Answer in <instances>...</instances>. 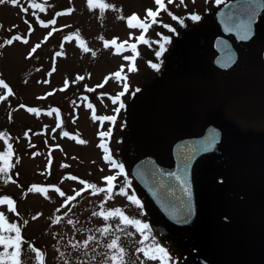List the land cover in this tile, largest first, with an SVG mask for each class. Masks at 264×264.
Segmentation results:
<instances>
[{
  "label": "rangeland",
  "instance_id": "1",
  "mask_svg": "<svg viewBox=\"0 0 264 264\" xmlns=\"http://www.w3.org/2000/svg\"><path fill=\"white\" fill-rule=\"evenodd\" d=\"M213 1L217 2L185 0L184 3L188 4L189 8L197 6L202 9L204 3L205 7H212ZM33 3L40 4L45 11L33 9ZM96 3H105L112 7L103 11L99 7L89 9L87 0H18L19 7L13 5L10 0L0 4V43L14 35L22 37L21 41H14L12 45L5 44L0 48V80L9 86L13 93L9 96L7 90L0 87V96L5 97L0 100V133H4V137L0 138V154L11 153L6 158L7 163L0 161V167H8L7 175L0 173V196H8L16 202V213L7 212L6 206L3 205H0V212H5L9 223H16L21 228L22 264H36L35 255L29 246L35 247L43 254L45 264H106L103 255L104 251H108L106 244L115 235H120V232L114 230L116 220L105 222L102 217L92 215L93 212L101 211L100 204L104 193L93 195L91 190L84 191L75 201H71L67 208H62L65 198L60 197L54 190L59 187L66 196L74 195L75 191L83 188L79 183L81 179L98 187H106L102 179L103 174L106 176L115 173V170L110 162L104 159L105 153L99 145L104 143L109 153L111 148L115 149L118 128L113 121H94L93 111L98 117L119 118L120 112L117 109L120 98L129 100L132 89L137 87L147 74L145 61L140 55L144 45L140 44L135 54L129 47L136 37L144 33L139 28H128L127 18L136 14L140 19H145L147 9L157 8L154 0H96ZM168 5L180 13L184 10L181 2ZM25 8L28 9L27 12L22 10ZM69 9L72 10L70 14L56 15ZM164 12L166 11L162 13ZM52 20H55V24L50 23ZM168 20L174 23L172 18ZM43 24L48 27H43ZM163 31H166V28H163ZM49 32L52 33L50 36ZM145 34L150 39H156L157 36L160 39L162 36L156 29H149ZM188 36L185 35L183 41L175 40L176 44L180 43V49ZM114 38L117 39V44L128 41L119 54H114V47L104 48V41L110 42ZM23 39H27L28 44H24ZM81 40L84 46L90 49L89 52L82 50ZM38 43L41 47L28 58L31 48ZM57 52L61 55L56 56ZM92 52L96 55L93 56ZM133 55L134 62L123 59L124 56ZM121 65H124L122 76L126 79L118 81L109 78L105 83V78L120 70ZM129 65H134L136 71L128 72ZM200 69L201 66L194 63L193 69L189 71L187 65V75L182 79L177 75V81L183 84L195 81L196 84L189 87L197 88V83L200 82L198 75L202 71ZM79 76L84 79L78 80ZM125 83L128 89L114 104L113 98L124 91ZM100 84H103V87H97ZM89 103L93 105V109L87 107ZM28 108L37 109L39 114L28 112ZM52 109H57L58 114L53 112L48 115ZM57 124L60 126L57 127ZM64 132L69 135L64 136ZM100 132H108L109 135L101 138ZM81 139L86 143L77 142ZM68 176H76L78 179L68 180ZM8 177H11V180H8ZM32 185L48 188L47 198L29 192L28 189ZM113 192V198L104 205L105 211L122 205L116 194L117 189L114 188ZM68 208H71L70 212ZM57 209L60 211L57 212ZM156 209L161 217L173 213L169 204L161 201H158ZM65 211L68 212L67 216L60 215ZM58 214L62 220L60 223H53ZM68 219L73 220L72 225L67 223ZM24 221H27V224H24ZM174 223L177 221L167 223L165 230L157 227V231L182 239L188 231L184 229L183 222ZM104 224L112 226V231L105 236L97 231L103 228ZM175 227L179 230L174 231ZM131 235L129 237L132 243L126 238V264H165L166 257L162 262L146 260L142 253L137 252L138 248L152 249L153 244L158 241L151 242L144 236ZM89 236L96 239L90 241L87 248H83V242ZM174 243L178 244L179 249H185L182 241L167 237L157 246L167 252V249H174ZM72 245L78 247L74 248ZM135 246L137 248L134 250ZM0 251L3 249L0 248ZM195 258L197 262V256Z\"/></svg>",
  "mask_w": 264,
  "mask_h": 264
},
{
  "label": "flooded vegetation",
  "instance_id": "2",
  "mask_svg": "<svg viewBox=\"0 0 264 264\" xmlns=\"http://www.w3.org/2000/svg\"><path fill=\"white\" fill-rule=\"evenodd\" d=\"M261 7L253 37L239 41L232 35L226 36L232 46L223 43L218 64L214 62L219 51L214 48L213 39L222 33L215 25L211 43L198 46L199 54L202 50L199 61L202 71L197 88L184 94L182 91L167 94L163 99L168 118L172 120L188 93L213 98L225 95L222 106L226 112L201 122L193 131L191 163L185 176L165 186L158 184L147 167L137 123V149L123 151L127 156L125 163L120 160L115 173L106 175H115L117 179L113 183L118 185L114 188L119 192L123 186L142 205H132L126 197L118 195L122 204L118 208L149 226L144 235L132 227L126 232L147 237L151 242L163 241L166 237L183 242V250L176 243L172 245L174 249H167L165 264H264V0ZM195 84L189 81L186 87ZM121 153L122 148L114 149L118 159ZM137 158L143 160L144 168H131ZM124 165L129 168L123 167L121 172L120 166ZM104 197L105 194L101 203ZM158 201L168 203L172 215L161 217L156 209ZM160 218L162 227L175 221L183 222L188 233L182 239L168 233L158 235ZM178 230L175 227L174 231ZM120 236L126 249L127 239L130 243L133 241L130 235L120 233Z\"/></svg>",
  "mask_w": 264,
  "mask_h": 264
},
{
  "label": "snow or ice",
  "instance_id": "3",
  "mask_svg": "<svg viewBox=\"0 0 264 264\" xmlns=\"http://www.w3.org/2000/svg\"><path fill=\"white\" fill-rule=\"evenodd\" d=\"M6 2V0H0V4H4ZM10 2L19 7L18 4V0H10ZM181 3H183V0H180ZM217 2L219 3L220 0H217ZM155 5L157 6L156 10H152V9H147L146 10V16L145 19L141 20L136 14H132L131 16H129L127 18V26L130 29H141L142 33H146L148 31V29L150 27H152V25L157 23V17L160 15V13L162 11H167L166 9V5H165V0H154ZM167 3H174V0H167ZM31 7L33 9H39L40 12H44L45 8L43 6H41L38 3H33L31 5ZM87 7L89 9H93L96 7H99L102 11L104 9L110 8L112 7L109 4H105V3H96V0H87ZM23 11L27 12L28 9H22ZM71 9H69L67 12H60V13H56V15L61 16V15H67L71 13ZM33 15H35V12H33ZM169 15H171V13H169ZM193 20H199L200 17L197 15H193L191 17ZM120 19H124V17H120ZM172 19H176L175 16H172ZM150 21V22H149ZM50 23L55 24V20L50 21ZM43 27H48L47 24H43ZM164 27H168L167 25H164ZM29 30H31V26L29 25ZM171 30V29H170ZM52 33L49 32L48 35L50 36ZM79 36V33H77V37ZM131 33L129 34V39H131ZM246 38V36L244 37ZM101 39H103L101 37ZM137 41L143 44H147L148 40L145 39V36L143 34H141L140 36L136 37ZM22 37L19 35H14L12 36L10 39H7L4 41V43H0V48H3L6 45H12L14 41H21ZM24 44H28V40L27 39H23L22 41ZM165 42H167V39L165 38ZM128 44V41H124L120 44H117V39H113L110 42L105 40L104 41V48H110V47H114L115 48V53L114 54H119L121 52V49H124L125 45ZM80 46L82 48V50L84 52H89L90 49L86 46H84V42L83 40L80 41ZM41 45L38 43L36 44L34 47L31 48L29 54H28V58H31V56L37 51L38 48H40ZM129 47L131 48V51L135 54L136 53V44H131L129 45ZM164 51V44L160 45V51L156 52V56L159 57L162 52ZM56 56H60L61 53L57 52L55 53ZM92 55L95 56L96 53L92 52ZM124 60L126 61H134L135 60V55L133 56H124L123 57ZM152 68H158L157 64H152L151 65ZM55 69H53L54 71ZM128 72H134L136 71V68L134 67V65H129L127 68ZM122 72H124V65H121L120 70L116 71L115 73L111 74V77H106L105 78V83L108 81L109 78H115L118 81L121 80H125L126 77L122 76ZM78 80H83L84 77L83 76H79L77 77ZM0 87L4 88L7 90V94L9 96H11L12 90L9 88V86L3 81L0 80ZM97 87H103V84L97 85ZM124 91H121L118 96H123L125 94V91L128 89V85L125 83L123 85ZM95 89H89V91H94ZM138 91V89H137ZM5 99L4 96H0V100ZM117 98H113V103L115 104L117 102ZM21 107H24L23 105H21ZM87 107L89 109H93V105L91 103H89L87 105ZM120 107H123V104L120 105ZM28 112L30 113H35V114H39L38 110L35 108H28L27 109ZM118 111V109H117ZM53 112H56L58 114V110L57 109H52L48 115H52ZM92 119L95 120H100V121H112L115 120V116H103V117H98L95 114V111H93L92 114ZM60 125L57 124V127H59ZM27 135V133L25 134ZM64 136H68L69 134L67 132L63 133ZM109 135L108 132H100L99 136L101 138L103 137H107ZM4 137V133H0V138ZM80 144H84L86 143V141L84 140H78L77 141ZM9 149L11 148V145L8 146ZM100 148L103 149L104 153H108V148L105 146L104 143H101L99 145ZM10 152L7 153H3L0 154V161H4L5 163H7V156L10 155ZM104 159L106 161L111 162V157L109 155H105ZM66 167V165H65ZM113 167H116V165L113 163ZM120 170L121 172L123 171V166H120ZM0 173H4L5 175H7L8 173V167H0ZM66 179L68 180H72V181H76L78 178L76 176H68L66 177ZM104 183L106 184V187H98L96 184H92V183H88L84 180H79V183L81 185H83V188H81L78 191H75L74 195L71 196H66L65 192L62 191L59 187H55V191L59 194L60 197H64V203L61 205L62 208H67L69 203L71 201H75L77 197H79L82 192L87 191V190H91L93 195H96L98 193H104L105 197L103 202L100 204V208L101 211L98 212H93L92 215L93 216H97V217H102V219L107 222L110 219H114L117 221V224L115 226V231L116 232H120V233H124L125 235H131V233H128L125 231L126 228L128 227H132L134 228L137 232H139L141 235H144V233L148 230L149 226L146 223H142L139 219H133L130 218L128 215L125 214L124 211H122L120 208H113L110 210L105 211L104 210V205L107 203L108 200H111L113 198L114 195V181H116L117 177L115 175H109L106 177L102 178ZM8 180H11V177H8ZM14 183V181H12ZM7 183V181H6ZM29 192L32 193H37V194H41L44 195L47 198V193H48V188L45 187H41V186H37V185H32L29 189ZM187 191V189H186ZM120 196L126 197L127 200L132 204L135 205L137 207H142L140 200L137 199V197L133 194V195H129L127 191H125V189L123 188V186L120 188V191L118 193H116ZM0 205L6 206V210L7 212H11V213H16V202L8 197V196H0ZM60 209H57V212H59ZM71 211V208H68V212ZM68 212H65L64 215L67 216ZM18 214V213H17ZM38 217H33V219H37ZM62 220L61 216H56L55 219L53 220V223H60V221ZM67 223L69 225L73 224V220L72 219H68ZM24 224H27V221H24ZM98 232H100L102 235L104 234H109L110 231H112V226L108 225L105 226L103 228H99L97 229ZM4 233H14L15 235H8L6 236ZM96 239V237L94 236H89L87 238V240H85L83 242L82 247L83 248H87L88 243L90 241H94ZM145 239H147V237H145ZM121 241V236L120 235H115L114 238L111 239V241L109 243L106 244V248H107V252H105L104 255V259L106 261V264H126V259H125V254H126V249L123 246L122 243H120ZM23 241H22V237H21V228L16 224V223H9L8 219L6 218L5 212H0V248L3 249V251H0V264H22V258H21V245H22ZM141 243H143V241H141ZM30 247V251L32 253H34L35 255V260H36V264H45L44 262V256L43 254L36 249L35 247L29 246ZM72 247L76 248L78 247V245H72ZM11 250V251H9ZM137 252L142 253L143 256L146 258V260H163L164 257L168 256V253L165 252V250L163 248L160 247H156L155 249H144V248H138ZM157 253H159L160 255L158 256ZM63 255V254H61ZM94 259V257H93Z\"/></svg>",
  "mask_w": 264,
  "mask_h": 264
},
{
  "label": "water",
  "instance_id": "4",
  "mask_svg": "<svg viewBox=\"0 0 264 264\" xmlns=\"http://www.w3.org/2000/svg\"><path fill=\"white\" fill-rule=\"evenodd\" d=\"M261 5L262 0H225L216 8L214 17L223 33L213 41L214 47L219 51L214 58L215 63L222 57L223 43L231 46L225 34H232L243 41L252 37ZM224 96L221 94L217 98H209L189 94L182 100L174 120L167 118L162 99H145L135 107V118L151 167L160 179L173 181L185 174L190 136L202 121L218 118L226 112L222 106Z\"/></svg>",
  "mask_w": 264,
  "mask_h": 264
},
{
  "label": "trees",
  "instance_id": "5",
  "mask_svg": "<svg viewBox=\"0 0 264 264\" xmlns=\"http://www.w3.org/2000/svg\"><path fill=\"white\" fill-rule=\"evenodd\" d=\"M214 3L215 4L213 7L204 8L205 10H211L210 15L202 16L199 20H193L191 18V11H184V15H179V13L177 14V24H170L168 18L165 15L162 16V13H160V15L157 17V23L149 28L152 30L156 29L157 33L160 35L162 34L160 39L159 36H157L156 39H150V37L146 36L144 33L143 35L145 36V39L148 40L147 44L140 43L137 41V39L130 43V45L133 43L136 44V51L139 50L138 47L140 44L144 45V50L140 52V55L145 61L144 68L147 74L142 81L141 86H135L132 89L133 92H131L129 100H127L124 104L122 118L120 120L121 129L118 136L120 146L127 143L135 146L133 106L140 98L138 93L142 95L144 94L145 96L147 95V92L153 90L158 92L159 95H164L166 93L165 89L168 88V85L171 84V80H173V78H169V76L178 75L180 76V79H182V76L186 75V68L187 65L188 68H190V57L194 49L191 46L190 39L187 37L185 38L184 46H182L181 49L179 47L180 43L176 44L175 40L180 39L183 41L185 35H190L192 37V41L194 42L205 40L207 35L210 34L211 28L213 29L214 20L211 16V13L218 2ZM195 9L196 8H193L191 10ZM202 19L204 21H200ZM159 24L167 25L169 30L162 31L158 27ZM165 38L167 39V42H165ZM161 44H164V51L159 57H157L156 52L160 51ZM187 52H189V58L186 60ZM175 59L177 62H175ZM152 64H157L158 68H152ZM137 89L139 92L136 93L135 91H137Z\"/></svg>",
  "mask_w": 264,
  "mask_h": 264
}]
</instances>
